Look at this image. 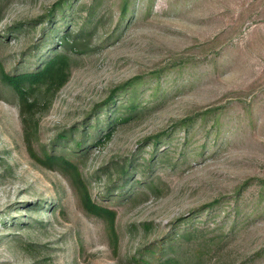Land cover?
I'll return each mask as SVG.
<instances>
[{
    "label": "rangeland",
    "instance_id": "obj_1",
    "mask_svg": "<svg viewBox=\"0 0 264 264\" xmlns=\"http://www.w3.org/2000/svg\"><path fill=\"white\" fill-rule=\"evenodd\" d=\"M123 1L0 0L4 72L82 49L31 152L0 81V264H264V0ZM43 152L114 211L115 244Z\"/></svg>",
    "mask_w": 264,
    "mask_h": 264
},
{
    "label": "trees",
    "instance_id": "obj_2",
    "mask_svg": "<svg viewBox=\"0 0 264 264\" xmlns=\"http://www.w3.org/2000/svg\"><path fill=\"white\" fill-rule=\"evenodd\" d=\"M125 2L126 0L122 2V10L126 9ZM56 5H58V2L47 11L49 15ZM61 44L63 51L52 55L35 71L8 74L3 71L0 65V81L8 85L15 93L22 127V139L29 151L31 139L35 135L37 128L35 114L42 106H45L49 97L66 82L70 66V53L82 50L78 48L79 45L74 37L71 39L63 37ZM128 83L129 81L111 88L104 101H111L123 89V86ZM38 161L46 167L60 169L74 189L79 206L87 214L99 217L104 221L105 228L109 231L113 244H115L113 232L114 211L91 200L87 186L81 180L76 165L68 161L63 155L52 152H43L42 158ZM137 260L143 264H150L143 258L137 259L133 257V261ZM175 261L176 259L172 256H166L165 258L154 260L153 264H175Z\"/></svg>",
    "mask_w": 264,
    "mask_h": 264
}]
</instances>
